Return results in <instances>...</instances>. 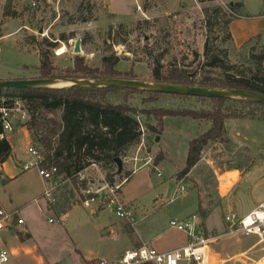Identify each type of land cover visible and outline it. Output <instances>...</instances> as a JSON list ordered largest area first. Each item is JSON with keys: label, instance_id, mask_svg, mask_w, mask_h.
Segmentation results:
<instances>
[{"label": "rangeland", "instance_id": "rangeland-1", "mask_svg": "<svg viewBox=\"0 0 264 264\" xmlns=\"http://www.w3.org/2000/svg\"><path fill=\"white\" fill-rule=\"evenodd\" d=\"M4 3L5 0H0L2 78L40 79L37 49L43 39L55 43L49 50L54 78L71 79L76 75V57L84 59L85 68L102 71V57L113 53L120 62L115 69L116 78L112 79L143 82H152L151 63L162 50L166 51L162 63L174 57L177 64L183 62L184 65L193 62V54L197 52L202 59L193 63L191 67L195 68L201 67L203 50L207 46L212 51L224 52L226 62L233 68L231 73L236 74L240 67H251L250 58L255 59L264 47V0H15L14 6L19 14L15 20L2 19ZM235 4L240 5L238 9H234ZM144 7L148 8L146 13ZM214 9L222 13L214 15ZM147 20L151 28L143 33L145 39L136 40L138 31L125 35L137 25L142 28ZM226 20L230 21L227 26L224 25ZM110 27L114 33L107 40ZM116 34L119 36L113 39ZM61 36L66 39L60 41ZM32 38L35 43L31 42ZM77 40L80 41L78 55L73 53ZM124 40L125 43H121ZM116 41L118 45H112ZM140 47L145 48V54L140 53ZM62 48L65 52L57 55V51ZM43 49L46 50L45 47ZM130 51L136 54L132 55ZM110 101L134 109L137 121L144 130L139 145L130 149L122 160L124 173L131 174L134 171L129 181L123 183L120 199L124 204H133L130 208L135 211L136 232L149 236L151 230L165 228L170 219L181 222L186 218L190 220L192 216L198 222V231L202 228L201 219L196 213L198 196L202 199L204 211L214 208L207 216L206 227L220 231L225 225L223 218L229 210L225 203L218 206L217 195L221 189L220 182L235 176L224 175L230 170L244 172L240 185L236 187H239V192L247 194L239 207L243 214L264 197L263 124L229 122L234 133L248 135L255 144L247 146L246 150L231 144L211 143L201 155L202 166L183 180L184 192L179 189L176 195L171 194L166 200L170 175L184 168L189 141L207 130L209 124L187 117H164L161 131L155 136L147 130L148 125H157L152 113L160 109L208 110L211 108L210 102L169 95L150 96L140 90L126 95L124 99L123 93L112 95ZM224 107L241 108L234 103ZM18 130L12 137L11 153L4 162V171L17 177L9 180L6 187L2 186L0 197L9 205L8 210L3 205L6 211H19L26 225V233L21 232L23 237L26 238L29 233L32 244L37 248V255L49 261L70 264L78 260V252L88 258L114 261L129 248L127 234L120 226L128 233L132 231V226L128 227L120 221L119 226L117 218L109 211L97 210V205L84 208L81 204L86 195L76 192L66 181L58 188L55 203L48 204L42 197L43 190L37 172L20 170V162L27 160L31 140L26 129ZM156 137L159 138L158 143L154 141ZM159 153L165 156V160L152 172L151 164ZM149 157L151 163L144 165ZM206 160H210L208 165ZM157 172L162 176L158 177ZM85 174L94 181V188H99L104 175L94 168ZM239 198L242 200V197ZM93 210L97 211L95 215L91 214ZM110 232H114V239ZM8 233L3 231L2 236ZM254 238L257 239L250 236L247 240L254 241ZM185 239L182 233L169 229L157 242ZM34 255L37 256L36 253Z\"/></svg>", "mask_w": 264, "mask_h": 264}, {"label": "trees", "instance_id": "trees-1", "mask_svg": "<svg viewBox=\"0 0 264 264\" xmlns=\"http://www.w3.org/2000/svg\"><path fill=\"white\" fill-rule=\"evenodd\" d=\"M202 1L204 0H198V2ZM14 2L15 0H5L1 12L2 19L15 20L18 18L19 14ZM239 6V4H235L234 9H238ZM143 10L146 13L148 8L144 7ZM213 13L218 15L222 12L219 9H214ZM229 23L228 20L224 21L225 26ZM144 24L142 28L137 25L125 35L128 36L138 31L136 40L145 39L143 33L149 30L151 25H149L148 20L144 21ZM113 33L114 31L110 27L106 39L110 40ZM117 36L119 34H116L113 39ZM65 39L64 36H61L59 40L64 41ZM31 42L35 43L36 41L32 38ZM121 43H125V40ZM115 44L118 45V41L112 43V45ZM39 46L40 48L37 49L39 77L40 79L54 78L51 74L54 69L49 50L55 46V43L43 39ZM140 50V53L145 54L144 47H140ZM130 52L132 55L136 54L135 51ZM165 54L166 51L162 50L152 60L150 70L152 82L199 88L238 89L264 95V47L255 59L250 58L251 67H240L236 74L231 73L233 68L226 62L224 52L212 51L207 46L203 50L201 67H191L194 62L201 58L197 52L193 54V62L188 65H184L183 62L177 64L174 57L170 61L162 63ZM119 62L120 59L112 53L102 57L101 64L104 69L95 71L85 68L84 59L76 57L75 64L78 71L71 79L116 78L115 69ZM136 91L139 90L83 87L9 89L0 90V96L11 95L22 101L28 114L24 126L31 140L30 145L42 153L44 157L43 167L47 169L56 168L57 175L61 177L62 181L70 183L76 192L82 193L88 185L94 184L92 178L85 174L93 166H96L99 172L104 175V180L110 185L117 181H129L132 173H124L122 170L120 174H117L114 160H123L130 149L139 145L142 133L136 117L137 112L124 104L111 102L110 97L123 93L124 99L126 95L136 93ZM146 93L150 96L164 95ZM176 97L208 100L211 108L208 110L183 109L177 111L160 109V111L155 110L152 113L157 125L155 127L148 125L147 130L155 136L161 131L164 117H187L195 121L209 123V128L205 132L189 141L185 166L173 175L174 183L185 179L200 161L204 149L211 143L228 144L224 127L225 120L251 119L264 124V105L242 100ZM230 103L239 104L241 108L229 109L224 107ZM10 153V144L0 143L1 164L7 160ZM163 160L162 153L155 156L151 168L152 172ZM80 175L85 177L80 180ZM97 209L103 210L101 202L97 205ZM207 212L201 207L197 211L201 219H205Z\"/></svg>", "mask_w": 264, "mask_h": 264}, {"label": "built area", "instance_id": "built-area-1", "mask_svg": "<svg viewBox=\"0 0 264 264\" xmlns=\"http://www.w3.org/2000/svg\"><path fill=\"white\" fill-rule=\"evenodd\" d=\"M32 6L35 5L32 4ZM137 10L140 11V8L137 7ZM27 119L28 114L20 99L11 95H1L0 143L11 145L12 137L19 131L18 129H26L24 124ZM139 129L143 135L144 130L140 124ZM27 155V160L23 163L21 171L29 172L35 170L37 172L43 184L42 197L45 198L48 204L53 205L56 201L55 195L58 188L64 181L57 175L56 168L47 169L43 167L44 157L39 150L30 145L27 149ZM151 161L150 157L147 158L144 165L151 163ZM92 168L100 173L96 166ZM157 176L161 177V174L157 173ZM84 177V175H80V180ZM5 181L6 177L0 163V190ZM125 182L123 180L122 182H115L113 185H110L102 176L99 188H94V184L92 183L83 191L86 199L81 205L84 208H90L92 205H98L101 202L104 210L109 211L115 218L124 220L132 226L134 223L133 214L120 199V189ZM182 182L178 181L174 183L175 188L172 191V195H176L179 189L180 192H184ZM18 217L17 211L8 212L0 203V233L13 230L15 227H22L24 220ZM224 221L231 234L242 237L254 236L264 243V201L243 217L230 213L225 216ZM167 225L169 229L185 234L190 239L188 245L181 249L162 253L149 247L147 244H143L136 249L125 251L116 262L109 263L105 260L97 259L81 264H205L207 260V248L212 239L204 237L200 232L195 231V217L192 216L190 220L187 219L182 222L171 220ZM7 261V252L0 250V264H6Z\"/></svg>", "mask_w": 264, "mask_h": 264}, {"label": "crops", "instance_id": "crops-1", "mask_svg": "<svg viewBox=\"0 0 264 264\" xmlns=\"http://www.w3.org/2000/svg\"><path fill=\"white\" fill-rule=\"evenodd\" d=\"M182 7L183 6H180V8H182ZM261 45H263V44H261ZM263 68H264V61H263ZM16 79H22V78H20V77H4V78L0 77V80H16ZM236 121H238V122L245 121V122H251V123L254 122L260 126L263 123H260L256 120H251V119H227V120H225L224 127H225V131H226V138L228 139V144H231L235 148H238V149L243 148V149L248 150L247 146L255 144L253 141L254 139L250 138L248 135H243L241 133H234V131L232 130L233 126L229 127V122H236ZM202 133L203 132H201V134ZM26 134H27V132H26ZM235 141L240 142L242 145L237 144ZM10 146L12 148V142H11ZM260 149H262V147ZM164 160H165V156H164ZM163 161H161L158 164V166ZM209 163H210V160H206V164L208 165ZM20 165H21L20 166V170H21L23 162L22 163L20 162ZM200 166H202L201 160L196 164V166L190 171L189 174H191V172H193V170H195L197 167H200ZM2 169H3V173L6 177V181L3 184V186H5V184L9 180H14V179H16L17 176L14 175L13 173L10 174V173L4 171V163H2ZM178 170H181V169H178ZM178 170H176V171H178ZM176 171H173V173L170 175V179H169V182L167 183V186L169 183H171V180H173V175L175 174ZM133 173H134V171L132 172L131 176L133 175ZM157 173H159V172H157ZM243 173L244 172L239 173L237 170L227 171L224 174L225 176H228L231 174H235V176L232 179L227 178L229 181L227 179H225L224 182H220V184H219V188H221V189H219V192L217 195V198H218L217 200H219L218 206L221 207L222 204L225 203V206L229 210L227 215H229L230 213H235L239 217L244 216V215L248 214L256 206H258L261 202L264 201V197L261 200H258L255 204L250 206V208L248 210H245V211H247L245 214H243V211L239 210L240 205H242L241 203H243L244 196L247 195V194L245 195L244 192H239V187H238V189H236V187L240 185V182L243 179V176H244ZM39 180H40V178H39ZM40 184H41V187L43 190V184H42L41 180H40ZM5 187H3V188H5ZM120 191H121V189H120ZM166 191H167V188H166ZM239 197H242V200ZM197 199H198L197 200V204H198L197 205V211H198V209L200 207L202 208L203 205L201 203V201H202L201 197L198 196ZM0 203L2 206L5 205L7 210L9 209V205L6 202L4 203L1 200V197H0ZM76 205H78V204H76ZM124 205H126L128 207V209L131 211V213L133 214V217H134V223L132 224V227H131L132 231L128 233V231H126L122 226H120L121 223L127 225L128 227L131 226L126 221L120 220V219H117V221L115 219H113V221H116L117 224L121 227L122 231L126 232V234H127V239L129 242V248H127L125 251L136 249L143 244H147L149 247L155 249L156 251L165 253V252H170L173 250L181 249V248L185 247L186 245H188V243L190 242V239L183 233L182 234L186 237L185 240H179V241L169 240L166 242L165 241L157 242V240H159L160 237L165 236L168 233L169 228H168L167 224L169 221L174 220V219L168 220V222L166 223V227L161 229V230L160 229H157V230L154 229V230H151V232L148 231L149 236L147 234H142L141 232H136L135 231V224H136L135 217H136V215L134 216L135 211L130 208V207H132L133 204L128 203V204H124ZM3 208L6 210V208L4 206H3ZM16 209L17 208H15L13 210H16ZM213 209L214 208L207 209L208 212H207L205 219H201V217L199 215V217L201 219V227H202L201 229L196 231V226H195L196 232H200L204 237L212 239V242L208 245V248H207V260H206L205 264H235V262H239L241 264H264V243L260 242L258 238L257 239L254 238L255 239L254 241H250V240H247V237H242L239 235L231 234L225 223H224L225 224L224 227L220 231H217L216 229L209 230L206 227L205 221L207 219L208 214ZM197 211H196V213H197ZM17 212L19 215L18 218L22 219L21 215L19 214V211H17ZM96 212L97 211L93 210V211H91V214L95 215ZM227 215H225V216H227ZM225 216H224V218H225ZM224 218H223V220H224ZM187 219L188 218L182 219L181 222L186 221ZM196 225H198L197 221H196ZM25 227H26V225L24 222V225L22 227H15L13 230L5 231V232H9L7 235L2 236L3 232L0 233V250H4L7 252V254H8L7 263L12 262V264H64V263H60V262L49 261V260H46L45 258H43L41 256H38L37 255L38 254L37 248L32 244V242H31L32 239H31L30 234L27 233L28 235H26L27 237L25 238V237H23V235L21 233V232L26 233V231L24 230ZM110 236L114 239L115 238L114 232H110ZM125 251L121 252L120 255L114 261H107V262H109V263L110 262H116ZM35 253L37 256L34 255ZM77 256H78V260L74 261L73 263H70V264H81V263L97 260L94 258L85 257L80 252L77 253ZM100 260H104V259H100Z\"/></svg>", "mask_w": 264, "mask_h": 264}, {"label": "water", "instance_id": "water-1", "mask_svg": "<svg viewBox=\"0 0 264 264\" xmlns=\"http://www.w3.org/2000/svg\"><path fill=\"white\" fill-rule=\"evenodd\" d=\"M73 53H80V41L77 40L73 48ZM69 87L83 88H114V89H131L144 92L158 93L164 95H176L185 97L205 98V99H223V100H242L254 104L264 105V95L238 89H216V88H199L186 85L161 84L155 82H143L138 80L127 79H70V78H48V79H16L0 80V90L9 89H62ZM155 143L159 138H155ZM117 174L123 170V161L115 159ZM175 188L173 182L168 184L166 200L170 198ZM235 264H241L235 262Z\"/></svg>", "mask_w": 264, "mask_h": 264}, {"label": "bare ground", "instance_id": "bare-ground-1", "mask_svg": "<svg viewBox=\"0 0 264 264\" xmlns=\"http://www.w3.org/2000/svg\"><path fill=\"white\" fill-rule=\"evenodd\" d=\"M64 52H65V51H64V48L59 49V50L57 51V55H62Z\"/></svg>", "mask_w": 264, "mask_h": 264}]
</instances>
